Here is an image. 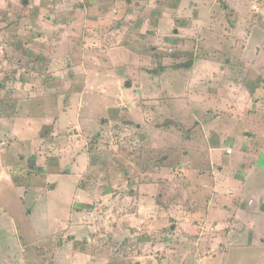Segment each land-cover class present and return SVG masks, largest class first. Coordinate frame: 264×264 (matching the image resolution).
I'll use <instances>...</instances> for the list:
<instances>
[{"label": "rangeland", "instance_id": "obj_1", "mask_svg": "<svg viewBox=\"0 0 264 264\" xmlns=\"http://www.w3.org/2000/svg\"><path fill=\"white\" fill-rule=\"evenodd\" d=\"M262 80L264 0H0V264H264Z\"/></svg>", "mask_w": 264, "mask_h": 264}, {"label": "crops", "instance_id": "obj_2", "mask_svg": "<svg viewBox=\"0 0 264 264\" xmlns=\"http://www.w3.org/2000/svg\"><path fill=\"white\" fill-rule=\"evenodd\" d=\"M210 142H211V140L207 143V145H205V144L204 145L201 144V145L203 147H205L206 149H208L210 151V152L208 151L209 153L213 154V151H215L216 149H215V147L209 146ZM228 150L230 153L228 152ZM227 152H228L227 153L228 155H230L231 153L233 154V151L231 149H227ZM204 157H206V164L204 163V166L205 165L209 166V168H205V167L204 168L203 167L198 168L202 173L200 175L198 174V177H196L197 179L196 178L192 179V180L188 179L189 181H186L185 183L189 187H195V189L197 191H202V193L199 192L201 196L211 194V195L205 196L207 198L205 204L209 205L211 207V209L209 211L210 213L208 215V217H210V223H215L216 220H214V219L219 220L220 217H224V219H225L226 216L228 217V214L230 213L232 215V216H230L231 222L233 224L232 228L239 230L238 226H240L242 224L243 227H246L249 230L254 227L255 231L258 232L261 229V226L257 225V223L253 221V219H251L249 221H244L243 223L241 221H239L241 216L244 215L246 212L248 213V215H250L251 212L249 213V210L251 209V206H253V204H254L253 200H249L248 202H246V196H245V193L243 191H241L239 189L237 192L232 191L231 189H232L233 185H231V183H233V181H236L237 179L232 180L231 177H227L225 169H222L220 171V172H224V174L223 173H220V174L216 173L215 172L216 168H214V167L212 168V165H215L214 162L212 161V158H210V156H208V155H205ZM194 170H196V169H194ZM227 172H229V170ZM246 180L248 181V176H247ZM247 181L245 183H247ZM224 189L227 190V192H225L227 194L224 193L225 195H227V198L221 194V191L224 192ZM223 201H224V204L222 203ZM262 210L264 211V202L262 203ZM185 212H187V211H184V210L182 211V218L185 216L184 215ZM197 213H201V212H197ZM204 219H205V216L201 218L200 222H202ZM237 223H239L238 226H237ZM217 225L220 227L223 226L222 221H220ZM233 236L234 235L229 234L228 238L226 239L227 244L221 243L219 239H217V242H214V243L208 242V244H210V249L212 250L211 252L214 251V253H215L216 251H218L219 245H221V244L227 245V248L222 246L221 250L225 249L226 251H229V252L232 251L233 249H232L231 245H233V243H231V242H234V243L238 242V240H237L238 237H236V239H235L236 241L232 240ZM242 236H243V238H241V239L242 240L244 239L243 242H247L250 239V238H248L246 240V237L244 235H242ZM201 241H203V240H200V242ZM238 244H239V242H238ZM261 244H264V240L262 238V235L258 234V238L254 241L253 245H248L247 247L252 248V249H258V248L264 249V247L261 246ZM183 254H184V256H182V258L185 259V261L186 260L187 261L186 262L182 261V264H190L191 261H195V260H198L200 263L203 261L201 259V257H199L198 254L194 253L193 250L189 254L186 252H183ZM215 254H217V253H215Z\"/></svg>", "mask_w": 264, "mask_h": 264}, {"label": "trees", "instance_id": "obj_3", "mask_svg": "<svg viewBox=\"0 0 264 264\" xmlns=\"http://www.w3.org/2000/svg\"><path fill=\"white\" fill-rule=\"evenodd\" d=\"M190 66H191V64L187 65L186 67L188 68V67H190ZM261 82H264V81L262 80ZM260 84H261V83H260Z\"/></svg>", "mask_w": 264, "mask_h": 264}, {"label": "built area", "instance_id": "obj_4", "mask_svg": "<svg viewBox=\"0 0 264 264\" xmlns=\"http://www.w3.org/2000/svg\"><path fill=\"white\" fill-rule=\"evenodd\" d=\"M229 152V151H228ZM230 153V152H229Z\"/></svg>", "mask_w": 264, "mask_h": 264}]
</instances>
